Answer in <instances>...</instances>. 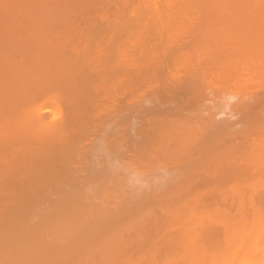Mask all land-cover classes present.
I'll list each match as a JSON object with an SVG mask.
<instances>
[{"label": "bare ground", "instance_id": "1", "mask_svg": "<svg viewBox=\"0 0 264 264\" xmlns=\"http://www.w3.org/2000/svg\"><path fill=\"white\" fill-rule=\"evenodd\" d=\"M0 264H264V0H0Z\"/></svg>", "mask_w": 264, "mask_h": 264}, {"label": "rangeland", "instance_id": "2", "mask_svg": "<svg viewBox=\"0 0 264 264\" xmlns=\"http://www.w3.org/2000/svg\"><path fill=\"white\" fill-rule=\"evenodd\" d=\"M233 102H234V101H233ZM238 116H239V115H238ZM238 116H237V117H238ZM234 117H235V116H234ZM234 117L232 118V119H234V121H232L233 123H234V122H237L236 117H235V118H234ZM240 117H241V114H240ZM218 119H221V118H218ZM235 119H236V120H235ZM238 121H239V120H238ZM236 127H237V126H236ZM239 127H240V126H239ZM237 129H238V127H237ZM240 129H241V127H240ZM240 129H239V130H240ZM199 182H200V181H199ZM199 184H200V183H199ZM199 184H197V185H199ZM201 184H202V183H201ZM203 185H204V184H203ZM195 186H196V185H195ZM195 186H194V188H195ZM200 186L202 187V185H200ZM203 188H204V186H203ZM197 189H199V188H196V190H197ZM200 189H201V188H200ZM202 191H203V190H202ZM196 192H198V190H197ZM199 192H201V190H199Z\"/></svg>", "mask_w": 264, "mask_h": 264}]
</instances>
